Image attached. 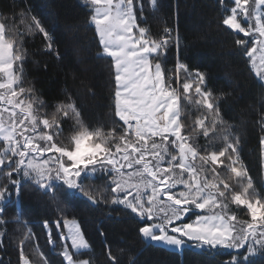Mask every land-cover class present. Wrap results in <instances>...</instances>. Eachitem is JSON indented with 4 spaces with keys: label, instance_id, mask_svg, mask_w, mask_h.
<instances>
[{
    "label": "snow or ice",
    "instance_id": "snow-or-ice-1",
    "mask_svg": "<svg viewBox=\"0 0 264 264\" xmlns=\"http://www.w3.org/2000/svg\"><path fill=\"white\" fill-rule=\"evenodd\" d=\"M218 3L227 7L225 0ZM85 4L92 6L90 21L102 53L112 61L115 115L123 127L119 133L115 128L107 132L100 127L90 129L81 121L76 105L69 102L60 105L57 112L75 120L70 143L65 145L54 139L62 134L60 120L56 115L42 118L38 107L34 110L32 102L21 98L26 89L16 87L20 83L16 73L22 69L14 70V64L23 57L13 52L14 41L5 38L6 25L0 23V90H4L0 92V103L7 105L0 107V140L5 145L0 151V166L7 165L8 169V183L0 184V214L13 195L9 185L15 188L17 197L21 195V179L13 178L16 174L33 182L53 201L55 189L63 187L74 202L83 197L93 205L122 206L138 218L142 225L138 227L140 236L153 244L177 250L188 246L213 254L229 250L223 264H259L264 260V197L254 189L240 159L238 138L230 139V126L224 124L218 104L221 97L214 96L207 87L203 72L192 73L185 63L177 64L176 83L180 84L182 71L183 93L189 94L194 88L196 97L183 98L201 109L195 125L204 137L214 132L225 142L221 150L200 151L182 134V96L170 83L172 76L169 74L166 79L160 62L170 43L179 47V36L173 35L175 30L166 28L161 38L153 39L148 29L137 23V8L140 14L145 10L141 0L135 4L134 0H85ZM150 4L154 10L159 9L158 0H150ZM233 5L222 23L252 37L251 47L243 39L236 44L245 49L250 71L264 88V0H252L251 7L250 0H233ZM241 15L252 23L242 25L238 19ZM27 30L43 34L47 50L59 55L52 35L40 19L31 16ZM206 120L210 121L207 125ZM217 124L222 125L219 132ZM260 143L264 146V138ZM220 167L234 174L242 191H232V176L223 174ZM101 177L109 178L114 194L111 198L105 194L106 189L84 182ZM229 203L245 208L250 220H238ZM44 223L47 228L48 222ZM53 223L59 231L61 221ZM48 234L49 243H54L51 230ZM70 238L71 247L86 255L91 246L76 223ZM59 254L64 264H91L87 258L74 257L67 245ZM107 254L111 264H120L110 249ZM40 255L43 264H49L47 257ZM19 258L22 264H31L23 247Z\"/></svg>",
    "mask_w": 264,
    "mask_h": 264
},
{
    "label": "trees",
    "instance_id": "trees-1",
    "mask_svg": "<svg viewBox=\"0 0 264 264\" xmlns=\"http://www.w3.org/2000/svg\"><path fill=\"white\" fill-rule=\"evenodd\" d=\"M158 2L159 9L154 10L150 0H141L145 10L140 14L137 8V23L146 27L153 39L161 38L166 28L174 29L173 35L178 34L179 47L171 43L167 54L160 57L166 79L169 74L176 75L171 72H175L178 63H185L192 73L198 70L206 75L207 87L214 96L221 97L218 104L224 124L230 126V139L238 138L240 159L256 192L264 197L260 143L264 136V100L261 99L264 88L250 71L245 49L236 44L237 40L247 39L223 25L227 11L218 0ZM90 15L91 7L85 0H0V23L6 25V39L14 41L13 52L23 57L22 84L25 89H31L29 96L40 102L44 118L56 115L60 120V138L65 143L70 142L75 120L63 117L57 109L69 102L76 105L81 121L90 129L100 127L107 132L115 128L119 133L123 127L115 115L112 61L102 53ZM31 16L40 19L50 32L58 56L47 50L43 34L27 30ZM248 46H252V39ZM179 76L181 85L184 73L181 71ZM184 95L195 96L194 88L189 94L181 95V121L184 134L188 135L196 129L195 120L201 109L188 103ZM209 123L205 121L206 125ZM221 127L217 124V132ZM210 133L201 143L211 151L221 150L225 142L217 133ZM7 170V165L0 166V184L8 183ZM221 172L232 176L229 183H236L237 178L230 171L222 168ZM13 178L17 179V175ZM84 182L106 189L109 198L114 195L108 177ZM9 188L13 195L0 214V264H21V247L32 264H43L41 253L49 264H64L59 253L65 219L80 223L91 248L86 255L76 257L87 258L91 264H111L109 249L120 264H129L130 259L132 264H223L230 255L226 250L213 254L191 249L181 254L147 243L138 233L142 225L134 214L116 205H93L83 197H77L74 202L63 187L55 189V201L31 181L21 182L19 197L14 194L15 188L11 185ZM55 220L61 221L59 231L53 223ZM45 221L52 233V244ZM259 264H264V260Z\"/></svg>",
    "mask_w": 264,
    "mask_h": 264
},
{
    "label": "rangeland",
    "instance_id": "rangeland-1",
    "mask_svg": "<svg viewBox=\"0 0 264 264\" xmlns=\"http://www.w3.org/2000/svg\"><path fill=\"white\" fill-rule=\"evenodd\" d=\"M135 4V3H134ZM225 4L227 5V7L225 8L226 9V11H227V14L226 15H228L229 13H230V9H231V7L232 6H234L233 5V0H225ZM91 8H92V6L91 5H89ZM252 6V0H250V5H249V7H251ZM238 19H239V21L241 22V24L242 25H244L245 27H247L248 26V24H250V23H252V21H246L244 18H243V16L241 15V16H238ZM166 24V23H165ZM166 25H169V24H166ZM94 26V25H93ZM95 27V26H94ZM135 31V30H134ZM177 32V31H176ZM235 32V31H234ZM235 33H237V34H240V35H242L244 38H246L247 40L246 41H248L249 42V40H251L252 39V37H245L244 35H243V33H238V32H235ZM177 34V33H176ZM5 38H6V35H5ZM170 48V47H169ZM257 55H258V53H257ZM20 62L21 61H16L15 62V64H14V70L15 69H17V68H20L21 69V67H20ZM161 62V64H162V61H160ZM162 67H163V64H162ZM171 73H176V69H175V72L173 71V72H171ZM181 73V72H180ZM179 73V74H180ZM19 77H20V83H19V85H17L16 87L18 88L19 86H23V84H22V71L20 70V71H17V73H16ZM0 82H3V74H0ZM24 87V86H23ZM177 89H178V91L181 93V95H183V93L181 92V86H180V84H178V87H177ZM4 90H0V92H3ZM21 98H23V99H25V102L27 103V102H32L33 103V107H34V110L35 109H37V107H38V109H39V114L41 115V117L42 118H44L43 117V115H42V112H41V110H40V107H41V105H40V102L37 100V98H32V97H30L29 96V92L27 91V89H26V92L23 94V96L21 97ZM192 98H193V100H195L196 99V97L195 96H192ZM5 106H7V105H4L3 103H0V107H5ZM5 119H7V117L5 116ZM41 128H42V126H41ZM48 131H50V130H48ZM182 134H184V131H183V133ZM186 134V133H185ZM184 134V135H185ZM211 133H209V135H210ZM187 135V134H186ZM202 131L199 129V127H196V129H195V131H190V133L187 135L188 137H189V142L190 143H194L195 145H197V146H199V150L200 151H202L203 150V148H205V146H203V144L201 143V140H204L206 137H202ZM132 138H134V137H132ZM262 138H264V136L262 137ZM54 139H59L63 144H65V145H68L69 143H65V142H63L62 140H61V138H60V136L59 137H54ZM0 142H2L1 144L2 145H0V147H4L5 145H4V142L2 141V140H0ZM43 143V142H42ZM169 145H171V141H169ZM171 150H173V149H171V147H170V151ZM209 150V149H208ZM209 151H211V150H209ZM217 151V150H216ZM13 160H15L16 159V157H13L12 158ZM223 167H220V171H221V169H222ZM262 178H263V185H264V146H262ZM17 179H21V182H23V181H25L23 178H21V177H19V176H17ZM230 184H232V191L233 192H239V191H242V187H241V185L240 184H238V183H230ZM254 186V185H253ZM181 188H182V186H181ZM255 190H256V188H254ZM177 190H180V189H177ZM251 191L252 190H249V192L251 193ZM120 207H122V206H120ZM229 208H230V210H232V211H234L235 213H236V215H237V217H238V220H250V216H249V214L247 213V210L245 209V208H243L242 206H236V205H234V204H231V203H229ZM190 216H191V213L189 214ZM194 218V217H193ZM185 220L187 221L188 220V217H185ZM73 223H76V224H78L79 225V227L81 228V226H80V223L77 221V220H74V219H65L64 221H63V225H64V232H63V240H62V243H63V245L61 246V250H60V252L62 251V249H63V247L65 246V245H67L68 246V248H69V251H71V252H73L74 253V257H76L79 253L77 252V250H75V249H73L72 247H71V230L73 229ZM47 230H48V232H49V230H50V228L49 227H47ZM81 230H82V228H81ZM83 232V231H82ZM146 241V240H145ZM147 243H151L150 241H146ZM189 243H191V242H189ZM151 244H153V243H151ZM154 245H158V246H162V247H164L163 245H160V244H154ZM167 249H169V250H172V251H176V252H179V253H183L185 250H187V249H191V250H194V251H200L199 249H195V248H192V247H188V246H186L185 248H183L182 250H177V249H174V248H167ZM226 251H229V250H226ZM76 258H79V257H76ZM80 259H82V258H80ZM21 264H22V262H21ZM32 264V263H31Z\"/></svg>",
    "mask_w": 264,
    "mask_h": 264
},
{
    "label": "built area",
    "instance_id": "built-area-1",
    "mask_svg": "<svg viewBox=\"0 0 264 264\" xmlns=\"http://www.w3.org/2000/svg\"><path fill=\"white\" fill-rule=\"evenodd\" d=\"M167 29H171V28H167ZM171 46V43H170V45H169V47ZM168 47V48H169ZM170 83H172V85L174 86V87H178V84L176 83V75L175 74H173L172 75V80L170 81Z\"/></svg>",
    "mask_w": 264,
    "mask_h": 264
}]
</instances>
